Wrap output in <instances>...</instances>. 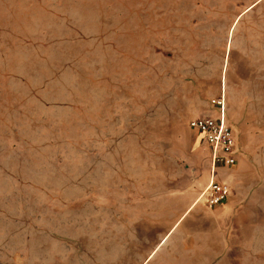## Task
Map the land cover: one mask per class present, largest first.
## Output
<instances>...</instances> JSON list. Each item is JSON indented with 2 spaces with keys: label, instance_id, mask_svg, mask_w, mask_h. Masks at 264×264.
Here are the masks:
<instances>
[{
  "label": "rangeland",
  "instance_id": "obj_1",
  "mask_svg": "<svg viewBox=\"0 0 264 264\" xmlns=\"http://www.w3.org/2000/svg\"><path fill=\"white\" fill-rule=\"evenodd\" d=\"M0 264H264V0H0Z\"/></svg>",
  "mask_w": 264,
  "mask_h": 264
},
{
  "label": "built area",
  "instance_id": "obj_2",
  "mask_svg": "<svg viewBox=\"0 0 264 264\" xmlns=\"http://www.w3.org/2000/svg\"><path fill=\"white\" fill-rule=\"evenodd\" d=\"M215 103L219 109L218 116H198L189 121V127L202 135L210 149L213 173L216 167L233 166L238 161L236 139L225 120V101L220 98ZM229 195V186L212 178L198 198L203 199L207 206H215Z\"/></svg>",
  "mask_w": 264,
  "mask_h": 264
},
{
  "label": "crops",
  "instance_id": "obj_3",
  "mask_svg": "<svg viewBox=\"0 0 264 264\" xmlns=\"http://www.w3.org/2000/svg\"><path fill=\"white\" fill-rule=\"evenodd\" d=\"M217 176V172H215V173H213V176H212V178H214L215 179V177Z\"/></svg>",
  "mask_w": 264,
  "mask_h": 264
}]
</instances>
